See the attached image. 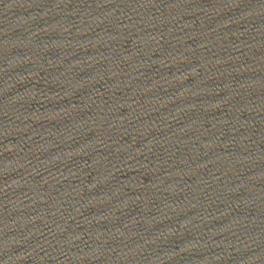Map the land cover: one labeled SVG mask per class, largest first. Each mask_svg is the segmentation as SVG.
I'll use <instances>...</instances> for the list:
<instances>
[{
    "label": "water",
    "instance_id": "obj_1",
    "mask_svg": "<svg viewBox=\"0 0 264 264\" xmlns=\"http://www.w3.org/2000/svg\"><path fill=\"white\" fill-rule=\"evenodd\" d=\"M263 250L264 0H0V264Z\"/></svg>",
    "mask_w": 264,
    "mask_h": 264
}]
</instances>
